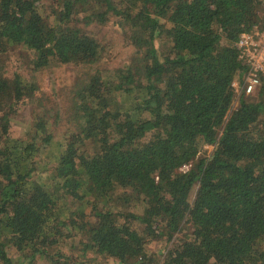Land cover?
<instances>
[{
  "label": "trees",
  "instance_id": "1",
  "mask_svg": "<svg viewBox=\"0 0 264 264\" xmlns=\"http://www.w3.org/2000/svg\"><path fill=\"white\" fill-rule=\"evenodd\" d=\"M42 1L0 0V264H264V73L232 84L264 0ZM108 21L134 47L120 66L85 29ZM14 47L32 71L76 66L17 136L39 82L7 73Z\"/></svg>",
  "mask_w": 264,
  "mask_h": 264
},
{
  "label": "rangeland",
  "instance_id": "2",
  "mask_svg": "<svg viewBox=\"0 0 264 264\" xmlns=\"http://www.w3.org/2000/svg\"><path fill=\"white\" fill-rule=\"evenodd\" d=\"M41 4L44 6L45 11H49L51 5L57 7L58 3L53 2V0H43ZM261 15L264 19V14ZM261 23L264 24V21H261ZM85 29L94 34L105 45L103 60H105L104 63L107 66H120L131 60L134 47L130 43L129 38L116 24L110 21L105 24L91 23ZM21 52L22 54L24 53L23 51ZM22 54L18 47L7 51V73L11 75L14 71H20L24 74H34L39 82V90L35 91L32 98L24 99L20 106L10 113L9 132L13 136L21 135L31 126L34 116L42 112V107L37 102L38 99L43 98L48 105L51 104V100L62 101L61 94L63 89L65 85L71 82L76 72V66L72 63H54L32 71L30 63H27V60L22 58ZM236 93L239 94V91H236ZM43 94H45V97ZM54 138L55 140H64L60 127H57ZM211 149L212 145L210 143L204 142L200 146V152L204 154L210 152ZM183 167L185 168V166ZM161 247L162 243L158 240H152L147 245L149 250H161ZM68 249H70V246L66 248V250ZM68 251L76 252V249L71 248ZM103 263L111 264V261L110 259H104Z\"/></svg>",
  "mask_w": 264,
  "mask_h": 264
},
{
  "label": "built area",
  "instance_id": "3",
  "mask_svg": "<svg viewBox=\"0 0 264 264\" xmlns=\"http://www.w3.org/2000/svg\"><path fill=\"white\" fill-rule=\"evenodd\" d=\"M239 57L247 64V71L240 84L236 79L232 81L236 91L252 92L259 84V75L264 73V26L256 25L250 30L239 33L236 41ZM187 166H185L186 168ZM114 264H138L120 261Z\"/></svg>",
  "mask_w": 264,
  "mask_h": 264
}]
</instances>
